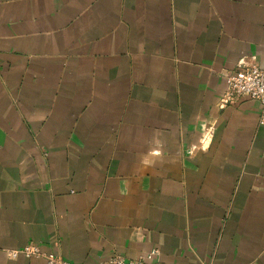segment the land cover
I'll list each match as a JSON object with an SVG mask.
<instances>
[{"label":"crops","instance_id":"1","mask_svg":"<svg viewBox=\"0 0 264 264\" xmlns=\"http://www.w3.org/2000/svg\"><path fill=\"white\" fill-rule=\"evenodd\" d=\"M243 58L264 0H0V264H264L261 104L220 106Z\"/></svg>","mask_w":264,"mask_h":264},{"label":"built area","instance_id":"2","mask_svg":"<svg viewBox=\"0 0 264 264\" xmlns=\"http://www.w3.org/2000/svg\"><path fill=\"white\" fill-rule=\"evenodd\" d=\"M226 79L227 90L220 99V106L225 107L235 103L242 96L250 97L261 104V121L264 122V68L257 62H248L243 58L240 60L237 69L229 70L226 73ZM20 254L28 257L42 256L45 258L46 264H75L62 256L43 251L41 246L35 242H29L21 249L9 251V255L13 258ZM159 254L160 252L156 248L148 253L149 257H157ZM105 264H146V261L143 256L137 260H127L123 256L115 255ZM149 264H161V262L158 259H154Z\"/></svg>","mask_w":264,"mask_h":264}]
</instances>
